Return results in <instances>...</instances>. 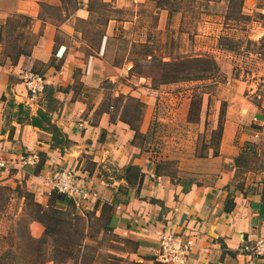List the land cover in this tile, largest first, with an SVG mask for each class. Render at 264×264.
Instances as JSON below:
<instances>
[{"label": "rangeland", "instance_id": "1", "mask_svg": "<svg viewBox=\"0 0 264 264\" xmlns=\"http://www.w3.org/2000/svg\"><path fill=\"white\" fill-rule=\"evenodd\" d=\"M88 6L86 21L71 19L72 37L57 32L56 42L67 48L59 47L56 57L71 50L86 67L91 58L103 59L91 100L100 99L116 117L138 127L133 143L140 154L162 171L224 170L233 163L220 152L229 133L230 142L235 139L247 151L240 152L235 171L264 173V0H176L173 6L181 12L171 17L172 6L160 0H89ZM228 9L245 17L226 18ZM16 23L6 29V46L35 38L27 27L20 35ZM109 23L119 39L110 40L105 52ZM76 69L79 83L82 67ZM214 151L218 155L211 158ZM50 195L63 197L53 189ZM75 203L39 207L24 186L13 189L0 180V264H142L149 258L138 250L132 254L135 243L107 228L106 215ZM56 207L70 212L65 233L74 237L79 228L82 238L79 248L59 238L56 245L74 256L57 253L53 260L55 242L38 216ZM72 213L80 215V224Z\"/></svg>", "mask_w": 264, "mask_h": 264}, {"label": "crops", "instance_id": "2", "mask_svg": "<svg viewBox=\"0 0 264 264\" xmlns=\"http://www.w3.org/2000/svg\"><path fill=\"white\" fill-rule=\"evenodd\" d=\"M70 1L0 0V180L13 189L24 186L44 206L72 200L98 217L106 215L116 234L135 243L132 254L137 256L138 250L148 255L142 264H168L155 256L164 232L193 239L185 264H264V259L242 249L264 239V173L235 171L240 152L247 151L235 139L230 142L229 133L222 137L220 152L233 163L224 170L162 171L140 154L130 124L110 112V106L103 107L100 99L91 100L90 92L106 66L103 59L91 58L86 67L71 50L62 59L56 57L59 47L67 48L56 42L57 32L72 37L76 29L71 19L86 21L91 15L89 0H72L73 6ZM19 14L31 17V25L18 27L19 34L27 27L26 33L35 38L21 44L29 54L12 62L3 55V45L7 27ZM114 26L106 27L105 52L110 40L119 39ZM28 71L43 75L51 93L45 87L41 97L30 98L23 82ZM40 109L66 140H53L50 129L28 122L27 116ZM21 152L37 153L39 165L21 166ZM72 166L94 193L88 201L53 198L37 175Z\"/></svg>", "mask_w": 264, "mask_h": 264}, {"label": "built area", "instance_id": "3", "mask_svg": "<svg viewBox=\"0 0 264 264\" xmlns=\"http://www.w3.org/2000/svg\"><path fill=\"white\" fill-rule=\"evenodd\" d=\"M23 82L30 98L40 96L46 87L44 76L35 72H26L23 75ZM17 160L21 166L29 165L34 168L40 163L39 155L35 152H21ZM37 175L51 189L78 202L88 201L94 195L75 167L54 169L47 175L42 173ZM193 244V239L190 237L164 232L158 240L156 258L163 263L185 264ZM242 249L253 256L264 259V239L257 240L254 245L244 244Z\"/></svg>", "mask_w": 264, "mask_h": 264}, {"label": "trees", "instance_id": "4", "mask_svg": "<svg viewBox=\"0 0 264 264\" xmlns=\"http://www.w3.org/2000/svg\"><path fill=\"white\" fill-rule=\"evenodd\" d=\"M162 1V3H170V5L172 7H170L169 9V14L170 16L174 13V12H181V8H179L178 6H173L176 0H160ZM205 1L207 4L210 2V0H203ZM219 1V0H217ZM226 18L229 17H236V18H242L245 17L241 11L239 9H228L227 13L225 14ZM23 19V20H22ZM17 23L16 26L17 27H23L26 26L30 23L31 21V17L23 15V14H19L16 16V19H14ZM21 35V33H20ZM261 57H262V61L264 63V43L261 44ZM20 54H25L28 55V51L25 50L24 45H21L17 42L13 43L11 46H6L5 43L3 45V55L6 57H9L12 62H15L16 57ZM174 78H176L175 76H173ZM172 77V78H173ZM181 78V77H180ZM172 80V79H170ZM169 81V79H168ZM46 91L51 93V87L50 86H46ZM19 109L21 110L23 108V104H18ZM28 118V122H30L32 125H36V126H40L42 128H46V129H50V131L52 132L53 135V140H57L59 137H61V141H64V136L63 133L60 131V129L51 123L50 121V117L48 115V113H46L43 110H39L37 112L36 115H29L27 116ZM127 123L130 124V127L135 131V134H137L139 132L138 127L134 126L130 121L127 120ZM222 124L220 125V129H219V138L221 137L222 134ZM63 138V139H62ZM66 140V139H65ZM217 154V151H214V155ZM64 196V195H63ZM56 199L60 198V196H56ZM55 199V200H56ZM37 205L40 207V204L37 203ZM73 217H75L76 219H78V222H74V224H80L81 218L77 217L80 216L79 214L76 213H72ZM88 215V213H86ZM70 216V212L68 210H61L60 208L56 207L53 209V211H51L50 213H42L41 215L38 216V220L40 222H42L45 225V231L46 234L48 233L49 236H52L53 241L55 242V247H54V253H52V256L50 257L53 260H57V253H60L63 255L64 254L67 256H74L72 251L66 250V249H61L56 245V242L59 238H64V239H68L69 241L74 242L78 248L80 247V240H81V231L78 228V231H75L74 233L76 234L74 237L68 235L65 232H69V223L71 224V219L69 218ZM89 216V215H88ZM90 218V216H89ZM105 226L107 228L112 229L111 225L108 223V220H106V224Z\"/></svg>", "mask_w": 264, "mask_h": 264}]
</instances>
